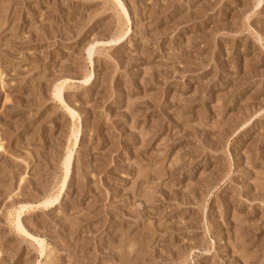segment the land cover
Instances as JSON below:
<instances>
[{
  "label": "rangeland",
  "instance_id": "rangeland-1",
  "mask_svg": "<svg viewBox=\"0 0 264 264\" xmlns=\"http://www.w3.org/2000/svg\"><path fill=\"white\" fill-rule=\"evenodd\" d=\"M0 264H264V0H0Z\"/></svg>",
  "mask_w": 264,
  "mask_h": 264
},
{
  "label": "bare ground",
  "instance_id": "bare-ground-1",
  "mask_svg": "<svg viewBox=\"0 0 264 264\" xmlns=\"http://www.w3.org/2000/svg\"><path fill=\"white\" fill-rule=\"evenodd\" d=\"M64 180H65V178H64ZM63 180V182H62V186L61 187H63V184L65 183V181ZM61 192V191H60ZM59 196V195H58Z\"/></svg>",
  "mask_w": 264,
  "mask_h": 264
}]
</instances>
